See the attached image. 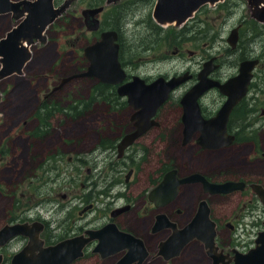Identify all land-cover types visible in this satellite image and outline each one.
<instances>
[{
  "label": "rangeland",
  "instance_id": "obj_1",
  "mask_svg": "<svg viewBox=\"0 0 264 264\" xmlns=\"http://www.w3.org/2000/svg\"><path fill=\"white\" fill-rule=\"evenodd\" d=\"M95 2L106 6L99 15L103 29L120 31V59L129 78L139 75L148 79L158 74L171 76L184 73L197 68L196 60H201L200 56L189 54V50L196 49L192 43V25L197 13L180 24H163L154 16L156 0H55L56 6L66 7L47 27L43 37L29 46L30 57L23 72L0 77V157L3 158L0 161V228L4 222L10 221L11 215L21 218L42 216L48 219L52 233L58 239L70 237L72 234L68 233L72 230L77 232L80 227H102L116 206L129 201L136 207L125 215L122 223L138 229L149 238L152 258L147 264H212L200 242L193 243L182 257L174 261L167 262L156 256L158 239L167 237L168 232L151 233V223L158 210L150 203L148 192L163 180L173 164L181 172L198 170L219 180L236 176L264 183V126L258 123L257 130L248 134L251 137L246 140L252 142H243L222 152H209L194 142L184 146L178 103L189 88L188 84L178 89L160 109L163 125L154 128L135 147L133 163L128 162V158H122L125 161L118 158L119 150L109 153L98 149L94 152L96 147H101L103 138L109 142L112 137L118 138V135L109 137L110 129L118 132L115 129L117 126L131 122V111L127 108L120 111L124 100L117 94L116 87H97L96 78H76L61 88L57 87L62 78L85 71L89 65L84 48L99 39L101 31L93 33L87 30L82 11ZM251 4L249 0H223L207 5L212 12L204 15L203 19L210 17L209 34L218 38L214 42V52L226 53L231 29L245 16H252V11L264 7L263 1L258 4L260 7ZM113 8L119 9L116 11L123 8L120 18L114 22L108 17ZM21 20L16 19L13 13L0 14V39ZM250 20L258 22L254 13ZM248 24L255 26L251 22ZM256 26L262 27L259 24ZM201 27L205 29L206 25ZM249 30H245V40L254 35ZM258 31L261 38L248 43H256L250 47L253 55L264 51V27ZM176 46L181 47L182 55H174ZM202 51L207 55L212 52L208 49ZM227 56L221 58L228 61ZM2 65L1 60L0 68ZM259 89L253 97L258 104L264 105L263 79L259 80ZM252 103L258 105L254 100ZM47 106L51 107L47 109ZM55 108L56 112L53 111ZM50 111L53 112L49 116ZM38 130L44 131L40 137H36ZM4 149L6 152H3ZM57 150L59 156L54 155ZM111 157L119 170H123L114 177L106 170ZM133 166L137 173L131 182H127L126 176ZM93 190L100 194L97 200H93L94 208L83 215L79 214L75 199L67 202L68 198L64 197L66 194L89 195ZM102 191L105 193L101 194ZM141 193L143 196H140ZM202 194L199 187H193L187 193L180 204L185 210L179 216L180 224H186L191 219ZM241 196L237 193L233 198H214L212 202L215 216L221 218L218 240L226 246L247 249L254 245L256 231L262 227L264 204L256 193L250 192L256 219L253 224L241 222L232 230L227 226L226 219L236 213L241 214ZM60 224L66 225L63 231L58 229ZM22 245V241L16 240L5 248V252L9 255ZM115 262L116 258L102 261L90 256L80 264Z\"/></svg>",
  "mask_w": 264,
  "mask_h": 264
},
{
  "label": "water",
  "instance_id": "obj_2",
  "mask_svg": "<svg viewBox=\"0 0 264 264\" xmlns=\"http://www.w3.org/2000/svg\"><path fill=\"white\" fill-rule=\"evenodd\" d=\"M220 1L222 0H156L154 16L163 24L167 22L180 24L202 6ZM249 1L250 4L252 2L257 7H260L258 4L262 1L264 2V0ZM54 2V0H0V14L13 13L16 19H22L15 28L7 33L6 37L0 39V56L4 64L0 71V77L23 72L30 54L29 49L22 42L26 40L31 45L35 40L41 39L47 27L56 21L66 5L56 8ZM104 9L105 6H99L82 11L88 30H100L101 21L98 15ZM254 13L259 21H264V7ZM118 40V31H102L100 39L84 49V56L89 62L87 70L62 78L57 89L76 78H97L102 83L118 85L119 96L126 97L128 104L135 110L132 119L136 125V130L128 133L119 144L121 155L127 147L148 130L159 125L154 119L159 108L168 101L177 86L191 79V75L185 73L183 76L173 77L170 80L160 76L151 83H147L139 76H134L130 81L125 82L127 73L119 58L120 43ZM228 41L232 46L236 45L238 29L235 28L231 32ZM209 63H206V66ZM257 63V60L243 61L239 75L226 84L210 82L207 78L209 69L202 71L201 82L187 91L181 100L184 108L182 117L185 125L184 143H189L196 132H200L197 141L204 149L215 150L234 143V136H229L227 132V119L220 116L213 124H209V121L202 117L198 98L210 87L215 85L220 87L221 91L228 96L225 109L223 107V110L220 111L226 113L227 117L235 104L246 96L253 76L252 71ZM177 173V169L166 173L162 182L151 191L150 199L155 202L157 207L164 206L174 200L179 187L185 184L202 183L205 192L222 194L243 190L245 187V182L240 181L210 182L200 172L189 174L183 178H178ZM252 186L264 204L263 185L253 184ZM127 209L128 207L121 208L114 214ZM210 213L208 202L203 200L196 215L184 228L180 229L177 224L170 222L165 214H159L154 230L159 231L169 227L173 229L171 236L160 243L159 254L169 260L178 256L184 247L194 240L204 242L211 252L214 251L217 248L215 241L217 223L211 219ZM39 231L40 229L35 227L31 229L25 224L8 225L0 231V247L18 234L29 237L27 246L14 256L13 264H71L74 260L82 257L83 248L91 239H99L95 251L99 252L103 258L127 249V254L118 264H143L150 254L142 238L120 230L116 224H110L101 230L90 232V238L67 239L47 248L42 247L43 242L38 238ZM256 244V247L248 253L236 255L234 264H264V231L260 233ZM37 250L40 252L35 255L34 251ZM1 260L2 256L0 255V263ZM218 260L217 256L215 264H218Z\"/></svg>",
  "mask_w": 264,
  "mask_h": 264
},
{
  "label": "flooded vegetation",
  "instance_id": "obj_3",
  "mask_svg": "<svg viewBox=\"0 0 264 264\" xmlns=\"http://www.w3.org/2000/svg\"><path fill=\"white\" fill-rule=\"evenodd\" d=\"M97 5H93L91 4L90 7H86V8H93L96 7ZM84 8V9H86ZM83 9V10H84ZM212 11L208 10V6L205 5L202 7V9H200L197 12V15L194 17L193 19V25H192V37H193V42L196 45V49L194 50H189V54L191 56H195L201 57V60H196V63L198 65L197 68H194L192 71L191 70H187L185 72H188L189 74H191V79L187 80L186 82L182 83L181 85L177 86L175 90L172 91V95H170L171 97L174 95V93L182 88L185 85L190 84L189 88L186 89L184 91V93L182 94V96L179 98V103H178V108L180 109V113H179V121L180 124L182 126V132H181V136H182V144L184 146H187L188 144L194 142V144L198 145L200 148H202L200 146V144L198 143V138L200 137V132H196L193 137L192 140L189 143H184V122L182 120L183 117V112H184V108L181 104V98L183 97V95L190 90L192 87H195L196 85H198L201 82L200 79V74L202 73L203 70L205 69H209V73L207 75V78L210 82H214V83H218V84H226L228 83L231 79H233L234 77L238 76L240 73V69H241V65L243 61L246 60H257L258 63L256 64V66L254 67L253 71H252V79L249 83L248 86V91L245 97H243L241 100H239L235 106L232 108L231 112L228 114V116L226 117V113L220 112L223 109H225V105L226 102L228 100V96L225 95L220 87L218 86H212L210 87V89L206 90L199 98H198V103L200 105V109H201V114L204 120L209 121V124H213L217 118H220V116H223L227 119V132L229 136H234V143L229 145V146H224L223 148H219V149H215V150H211V149H204V150H208L209 152H217V151H225L227 149H230V147H233L234 145H238L241 144L243 142H252L251 140L248 141L246 140L247 137H251L248 136V134H251L253 132H255L257 129L256 127L258 126V123H262V125L264 126V105L263 104H258V100H256L253 95L255 93V91H260L261 89H259V80L263 79L264 81V51L261 52L259 55H253L250 47L253 45H256L255 42H252L250 45L248 43H250L251 41H256L259 38H261V34L259 33L258 30L262 29V27H264V21H259L256 22L253 20L251 21L250 19L253 17V11H252V16H245V18H243L240 22H238L237 26L233 27L230 31L231 32L236 28L238 29V41L236 43L235 46H232L228 39L229 36L227 37V48H226V53L220 54L219 52H214V42L218 39L217 35H210L209 34V30L211 28V25L209 24V18L207 16V18L204 20L203 16L204 15H209L211 14ZM232 12V11H231ZM255 14V13H254ZM249 17V18H248ZM228 20V19H226ZM250 20V21H248ZM83 21H84V25L86 26V28L88 29L87 25H86V20L83 17ZM248 22H251L253 24H255V26L249 25ZM202 24H205L206 27L205 29H203L201 26ZM257 24H259L262 27H258L256 26ZM251 29V33H254L253 37L245 40V30H249ZM250 31V30H249ZM91 32V31H90ZM94 33V32H93ZM260 36V37H258ZM121 39V36H120ZM207 39V43H200V40H205ZM121 44V43H120ZM25 46H27L29 48L30 44L28 42H25L24 44ZM252 48V47H251ZM204 49H208L209 51H212L210 55L204 54V52L202 50ZM253 50H255V47H253ZM174 55H182L183 50L181 49V47L176 46L175 50H174ZM224 55H228V61L223 60L221 57ZM234 57L236 58L234 60ZM213 60L211 63H209V61ZM206 63L207 64L206 66ZM124 66V65H123ZM125 68V67H124ZM126 69V68H125ZM127 71V70H126ZM184 72V73H185ZM128 75V74H127ZM161 74H158L157 76H149V78L147 79V81L151 82L154 78L160 76ZM167 77V79H170L172 77H179V76H183V73H176L174 75H165ZM132 78V77H131ZM131 78H129V76H127L128 81L131 80ZM126 79V80H127ZM148 82V83H149ZM116 92L118 94L117 88H116ZM170 97V99H171ZM122 99L124 100V102L122 103V107L121 109H119L120 111L127 108L128 110L131 111V115H130V121L128 123H122V125L120 124L119 126H117L115 129L118 130L114 131L113 129H110V135L114 136V135H118V138H113L112 137V141H106V139H102L101 141V147L98 146L96 147L93 151H97L98 149H103L106 152L112 153L115 152L116 150H119V143L121 142V140L128 134L133 132L136 129V125L135 122L133 121L132 117L133 114L135 112V110L128 104V100L127 98L122 97ZM256 101V104H253L252 101ZM166 105V104H165ZM164 106V105H163ZM162 106V107H163ZM224 107V108H223ZM223 108V109H222ZM118 111V110H117ZM218 116V117H217ZM155 119V118H154ZM156 119L159 122V126L163 125L162 122V118L160 117V110L158 111L157 115H156ZM126 127V128H125ZM102 130V129H101ZM153 130V129H152ZM150 130L148 133L143 134L137 142H135L132 146H130L129 148L125 149L124 152L118 156V158L122 159L128 158V162L133 163L135 158V151H136V146L142 142V140H144L146 138V136L152 131ZM103 132V131H102ZM102 132L100 133V135H102ZM145 150V148H144ZM3 152H6V149L3 150ZM57 153L54 154L56 156H59L60 153L59 150L56 151ZM132 152V153H131ZM120 154V152H119ZM1 155V153H0ZM264 155V154H263ZM3 160L2 157H0V161ZM124 160V159H122ZM82 163H84V160L81 159L80 160ZM125 161V160H124ZM250 161V160H248ZM57 162V161H56ZM173 168L172 169H177L178 173L177 176L179 178H183L188 176L189 174L195 173V172H200L202 173L210 182H214V183H223V182H227V181H240V182H245V187L243 190H237L234 191L232 193H228V194H222V193H210V192H205L204 190V186L202 183H194V184H185L180 186L179 191L176 195V198L172 201H170L169 203H166L164 206H160L157 207L155 205V203L153 201L150 200V192H148V198L150 200V203L155 207V209L158 210L157 213L154 214V218L153 221L151 223V233L153 235H156L160 232H168L167 237L162 238V239H158V243H157V247H158V251L157 253L160 251V243L164 242L168 239V237L173 233V229L172 228H165L159 231H155V224H156V219H157V215L160 213H164L167 215L168 219L171 222H174L178 225L179 228L183 227L184 225H186L197 213L198 209H199V205L203 200H206L208 202V205L211 209V219H213L214 221H216L217 223V234H216V245L217 248L211 252V250H209L205 243L199 240H194L192 242H190L188 245H186L184 247V249L181 251V253L178 256H175L173 258H171L170 260H166L163 256H159L161 258L164 259V261L170 262V261H174L180 257H182V255L185 253V251L195 242H200L202 244V246L204 247V250L206 252V254L210 257L211 259V263L215 264L216 261V257H219L218 260V264H234L235 263V257L238 254H246L248 253L252 248H254L257 244H256V239H258V237L260 236V233L264 231V220H262V227L259 228L256 231V237L254 239V245L248 247L247 249H240L237 247H230V246H226L222 243V241H219V232H218V228H219V221H221L220 217H216L214 214V206H213V202L212 199L214 198H218V199H230L233 198L235 196H237L238 194H241L242 196V203H243V207H242V212L241 214L236 213V215H234V217H230L226 219V224L227 226L230 227V229L235 230L236 229V225L244 222L246 225L247 224H253L254 223V219H256V212H255V205L253 204V198L252 196H250V192H254L256 193V195L258 196L257 192L254 190L253 188V184H261L264 187V183L261 181H257V180H253V179H247V178H243V177H236V176H232V177H228L227 179H216L215 177H212L209 174H206L202 171H198V170H194V171H190V172H181L175 164H173ZM58 167L60 168V165H58ZM170 169V170H172ZM89 171H91V169H88ZM106 170H109L110 173H113L111 175L114 174L117 175L119 173H121L123 170L120 169L117 166V164L113 161V157L110 158V163L109 166L107 167ZM169 170V171H170ZM48 170H46L47 172ZM168 172V171H167ZM135 173H137V170L135 168V166H133L129 173L126 176L127 182H131ZM115 183H118V181H116ZM94 186H97V183H94ZM193 187H199L202 191L203 194L202 196L197 200L196 204H195V209H194V213L192 214L191 219L186 223V224H180L179 223V216L182 215L185 210L182 209L180 207V204L182 203L183 200H185L187 193L193 188ZM105 191H102L101 194H104ZM100 193L97 192L96 190H93L90 192L89 195H85V194H80V195H75V196H70L69 194H66L64 197L68 198L66 199L67 202L72 201V199H75L78 202V210H79V214L83 215L84 213H87L88 211L92 210L94 208V202L93 200H97V197ZM140 196H143V194L141 193ZM259 197V196H258ZM48 200H53L51 198H47ZM259 199L261 200V198L259 197ZM262 201V200H261ZM263 203V202H262ZM123 207H128V209L126 211H123L121 213L118 214H114L116 213L119 209L123 208ZM136 207L135 204H131L129 201L126 202L123 205H119L116 206L110 213L111 217L109 219H107V221L105 223H103V226L100 228H94V227H86V228H82L80 227L81 230L78 229L77 232H74L72 230V232H69L68 234H72V236L70 237H65V238H60L58 239V237H56L55 234L52 233V230L50 228V223L48 222L47 218H44L42 216H37V217H16V216H12L11 215V219L10 221H6L4 222V224L2 225V227L6 226V225H13V224H17V223H21V224H25L27 226H31V229H33V227L40 229L39 232V238L43 241V247H49L52 245H55L56 243L65 240L67 238H72V237H76V236H82L84 239L86 237H90L91 235L88 233V231L90 230H96V229H101L109 224H116L120 229L130 232L132 234H134L136 237H141L144 242L146 247L148 248L149 252H150V256L147 260H145L143 262V264H147L152 256H151V245L149 244L148 240L149 238L145 237L143 234H141L139 232L138 229L135 228H130V227H126L123 225L122 220L125 218V215L132 212L134 210V208ZM144 212H146V209L143 210ZM241 216V217H239ZM233 221H232V220ZM33 226V227H32ZM60 227H58V229L60 230H64L66 225L65 224H60ZM1 227V228H2ZM70 230L67 229V231ZM22 241L23 245L22 247L17 250V251H13L12 253H10L9 255L6 254L5 252V248H7L9 246V244L6 247H3L1 249V253L3 255L2 257V261L1 264H12V259L14 257V255L18 252H20L21 250H23V248L28 244L29 238L27 236L24 235H18L15 236V238H13L10 243H13L14 241ZM92 241V239L90 240ZM150 241V240H149ZM98 242L94 241V242H89L85 249H84V255L79 258L78 260L73 261L71 264H80L82 261H84L86 258L90 257V256H95L98 257L100 260L102 261H106L110 258H116V262L115 264H118L119 260L124 256L125 251L123 252H119L113 255H110L109 257L103 258L101 256V254L99 252H96L94 249L97 246ZM91 247L93 248L92 250ZM88 251L89 253H91L92 255L88 256ZM36 254H39V251H35ZM7 255V256H6ZM31 255V254H29ZM217 255V256H216ZM156 256H158L156 254ZM216 256V257H215ZM136 264V263H134Z\"/></svg>",
  "mask_w": 264,
  "mask_h": 264
},
{
  "label": "trees",
  "instance_id": "obj_4",
  "mask_svg": "<svg viewBox=\"0 0 264 264\" xmlns=\"http://www.w3.org/2000/svg\"><path fill=\"white\" fill-rule=\"evenodd\" d=\"M93 5H101L100 3H97V2H95V3H93ZM122 9L123 8H120V11H122ZM116 10H119L118 8L117 9H115V8H113L112 9V11H111V13L108 15V17L114 22V20L115 19H119L120 18V16H121V14H120V11H116ZM106 21H107V18H106ZM107 23V22H106ZM119 29V28H118ZM184 32V31H183ZM98 86L97 87H100V88H104L105 87V84H101V83H99V84H97ZM107 87H111L110 85H106ZM48 107L50 108L51 106H47V109H48ZM45 108V107H44ZM54 112H56L57 111V109L55 108L54 110H53ZM53 111H50V113H49V116H50V114L53 112ZM45 120H46V117H45ZM42 129H43V127H42ZM39 132V133H38ZM38 132H36V136H41L40 135V133H42V132H44V131H41L40 132V130H38Z\"/></svg>",
  "mask_w": 264,
  "mask_h": 264
},
{
  "label": "bare ground",
  "instance_id": "obj_5",
  "mask_svg": "<svg viewBox=\"0 0 264 264\" xmlns=\"http://www.w3.org/2000/svg\"><path fill=\"white\" fill-rule=\"evenodd\" d=\"M25 42H27L26 40H23V42H22V44L24 45L25 44ZM25 46V45H24ZM27 49H28V47L27 46H25Z\"/></svg>",
  "mask_w": 264,
  "mask_h": 264
}]
</instances>
